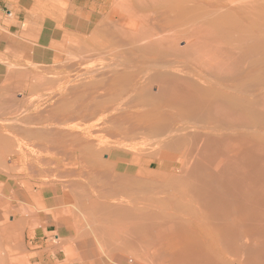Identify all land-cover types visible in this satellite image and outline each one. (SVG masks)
Listing matches in <instances>:
<instances>
[{"label":"bare ground","instance_id":"obj_1","mask_svg":"<svg viewBox=\"0 0 264 264\" xmlns=\"http://www.w3.org/2000/svg\"><path fill=\"white\" fill-rule=\"evenodd\" d=\"M131 12L72 111L47 128L0 115V156L18 163L0 164L5 191L65 207L101 264H264V0Z\"/></svg>","mask_w":264,"mask_h":264},{"label":"rangeland","instance_id":"obj_2","mask_svg":"<svg viewBox=\"0 0 264 264\" xmlns=\"http://www.w3.org/2000/svg\"><path fill=\"white\" fill-rule=\"evenodd\" d=\"M88 1L81 10L72 6V0L31 1L25 9L26 46L0 41V115L8 118L40 115L44 127L53 117H59L57 114L72 111L76 106L73 92L77 85L87 81L93 68L111 65V52L115 53L112 55L119 52L112 34L117 32L120 20L137 17L130 13L131 8L148 0ZM92 126L93 130L100 127L95 122ZM59 129L76 130L75 122L68 121L62 127L59 125ZM30 142L24 147L31 148ZM12 148L17 150L15 145ZM9 158L1 155L0 164L5 161L17 168L15 157ZM102 159L107 160L108 156L103 154ZM2 172L5 171L0 167ZM4 186L0 181V226L6 223L12 228L0 233V261L3 259L0 264H101L74 239L65 207L54 210L38 202L28 206L24 199L14 201Z\"/></svg>","mask_w":264,"mask_h":264},{"label":"crops","instance_id":"obj_3","mask_svg":"<svg viewBox=\"0 0 264 264\" xmlns=\"http://www.w3.org/2000/svg\"><path fill=\"white\" fill-rule=\"evenodd\" d=\"M34 0H0V41L11 43L12 46L24 47L28 32L26 18L27 7H30ZM76 9H84L89 3L88 0H72ZM2 47V45H0Z\"/></svg>","mask_w":264,"mask_h":264}]
</instances>
